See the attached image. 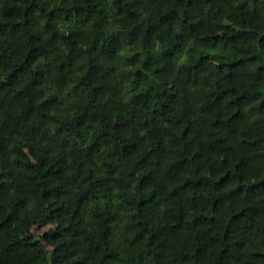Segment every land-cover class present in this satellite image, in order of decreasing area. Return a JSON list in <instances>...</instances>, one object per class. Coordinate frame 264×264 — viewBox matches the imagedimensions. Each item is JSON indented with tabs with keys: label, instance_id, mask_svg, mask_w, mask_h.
<instances>
[{
	"label": "trees",
	"instance_id": "1",
	"mask_svg": "<svg viewBox=\"0 0 264 264\" xmlns=\"http://www.w3.org/2000/svg\"><path fill=\"white\" fill-rule=\"evenodd\" d=\"M0 264H264V0H0Z\"/></svg>",
	"mask_w": 264,
	"mask_h": 264
},
{
	"label": "rangeland",
	"instance_id": "2",
	"mask_svg": "<svg viewBox=\"0 0 264 264\" xmlns=\"http://www.w3.org/2000/svg\"><path fill=\"white\" fill-rule=\"evenodd\" d=\"M53 226L48 222H40L35 224L31 227V231L34 233L35 236L41 235L43 232L47 231L48 229L52 228ZM45 247L47 250L51 249V246L45 243Z\"/></svg>",
	"mask_w": 264,
	"mask_h": 264
}]
</instances>
